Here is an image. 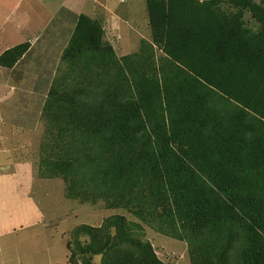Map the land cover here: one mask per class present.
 <instances>
[{"label": "trees", "instance_id": "trees-1", "mask_svg": "<svg viewBox=\"0 0 264 264\" xmlns=\"http://www.w3.org/2000/svg\"><path fill=\"white\" fill-rule=\"evenodd\" d=\"M144 3L150 40L121 56L101 18L77 16L33 175L184 240L190 264H264V0ZM29 46L3 51L0 66ZM140 227L79 224L67 262L83 250L82 264H164Z\"/></svg>", "mask_w": 264, "mask_h": 264}, {"label": "rangeland", "instance_id": "rangeland-1", "mask_svg": "<svg viewBox=\"0 0 264 264\" xmlns=\"http://www.w3.org/2000/svg\"><path fill=\"white\" fill-rule=\"evenodd\" d=\"M26 3L27 0H25L22 7H24ZM95 3L96 2L89 0L85 4V12H90L93 8L95 12L99 13L102 8H98L97 4ZM135 5L136 7H134L133 0H107L108 7L115 9L116 12L123 17H127L128 21L126 22L128 24H131L132 26L134 24L133 28L132 26L127 25L125 22H123L121 29L117 30L120 31L116 34V38L118 39V41L116 40L113 43V46L115 47L114 50L117 56H120L122 53H131L137 51L139 48L140 39L150 40L148 26L143 21V19H145L146 17L143 9L144 5H141V0H136ZM49 7L50 6H48V8ZM48 8H46V10L48 11V14L51 15V18H47L46 16V19L47 21H50V26H53V24L59 17L65 16L64 11L58 13L55 16L53 14V10H48ZM21 10L22 8L18 12H21ZM33 11V14L36 15V18L33 19V22H35L36 19H38L36 23L39 20H45V18H43V16L45 15V13H43L44 7L39 2H35ZM135 12L139 16L137 20L132 17ZM142 14L143 18L141 17ZM128 27H130V29H127ZM48 31H50V29ZM119 34L121 37L119 36ZM17 38L18 40H22L21 38L26 40V38L24 37ZM161 53L162 52L160 49H156L157 56H159ZM10 73V76H12L14 80H17L18 78L23 76L22 72L19 70H12ZM24 78L26 81H28L29 84L33 83L34 85L37 83V81L43 80V77L40 78V76H33L31 71L28 76L22 77V80ZM15 87L16 88L11 96H8V98L4 99L2 98L0 100V133L7 134L9 131L8 129H10V123L13 125H20L21 130H16V134L18 132H22L19 135L17 134V137L19 139V142H23L24 144H12L11 147L13 149H10V153H0V175L10 173L13 167L12 163L14 161L25 159L31 161L33 166H36L38 147L40 141L42 140L41 135L44 129L41 117V108L43 106V101L46 94L45 89L42 90V88H46V86L42 83L37 85V90L39 91L35 92L18 91V89H20L21 87ZM30 94H32V97L30 96ZM23 132L27 134V137ZM8 141L9 140H7L5 143L6 147L8 146ZM10 142L14 143L16 142V140H10ZM12 151L13 153L11 155ZM6 155H8V157ZM21 171L23 173L27 172L25 168H23ZM55 181H57V183L59 182L60 185H62V188H64L62 180L58 179ZM38 182L39 183L37 189H35L36 192L34 193L37 200L40 198H45V196L40 197L41 195L53 193L55 196L51 200L52 208L56 206L57 209V207L59 206V202L60 204L61 202H63L64 212L67 213L70 210V214L59 217L57 219V214H53V209H47L46 213H43V222H35L33 224L19 228L15 232L3 235L0 238V264H27V262L29 261V257H31L32 259H41L42 255L44 256V253L46 254L44 250L45 247H48L47 254L52 253V259H54L53 251L60 247H63L61 249V252L64 251L65 253H67V250L69 251L68 254H70L72 252V249L75 250L76 248L73 244H71L70 249H68L67 246L68 243L70 244V242H72L71 230L73 228L82 223L88 224L90 226H99L102 224L105 218L112 216H123L125 221H132L140 224L141 231L143 232V237L152 244V247L160 257V259L163 260L164 264H190L187 253L188 246L184 240L181 241L178 239H174L155 231L154 229L149 227V225L140 221L138 218L134 217L126 210L120 208L105 209L103 207L102 201H98L95 203H81L78 200H68L64 195L63 197H60V194L58 195V192H60L61 189V186L59 184L52 191H49L48 189L43 190L40 184L42 182ZM56 198L58 199L57 201ZM41 202L43 204L44 200H42ZM111 231L113 232L114 228H111ZM80 241L84 244L89 243L90 238L87 234H82L80 236ZM83 253V250L81 251V255L78 251H76L75 256L76 258H78L79 264L82 262ZM55 254L59 259L62 258V253H57L55 251ZM100 263L101 255H93L91 258V264ZM29 264H31V262H29ZM66 264H70V261Z\"/></svg>", "mask_w": 264, "mask_h": 264}, {"label": "crops", "instance_id": "crops-1", "mask_svg": "<svg viewBox=\"0 0 264 264\" xmlns=\"http://www.w3.org/2000/svg\"><path fill=\"white\" fill-rule=\"evenodd\" d=\"M36 1L44 7L43 13H45L43 16L45 20H39L37 23L36 21L38 19L33 22V19L36 18V15L33 14L34 4ZM88 1L27 0L26 5L22 7L25 0H0V54L6 49L19 43L27 41L30 44L27 52L12 68L0 66V100L2 98L4 99L8 98V96H11L16 88L15 86L21 87L18 89V91L35 92L39 91L37 90V85L42 83L46 86V88H42V90L45 89V92L47 91L53 79L59 74H62L67 68L61 57L65 47L68 44L78 15L83 13L91 17L101 18L103 20L105 38L108 39L112 45L114 41H118L116 34L120 31L117 30L121 29L123 22L132 26L126 22L128 21L127 17H123L117 13L115 9L107 6V0H90L96 2L95 4H97L98 8L101 7L102 10L98 13L92 8L90 12H85V4ZM133 2L134 7H136V0H133ZM141 5H144L143 9L145 12L144 0H141ZM48 6L50 7L48 8ZM21 8V12H18ZM46 8H48V10H53V14L55 16L58 13L64 11L65 16L59 17L53 26H50V21H47L46 16L49 18L51 15L48 14ZM132 17H134L136 20L139 18L136 12ZM141 17L143 18V14ZM143 21L147 25L146 17L143 19ZM49 29L50 31H48ZM127 29H130V27ZM17 37H24L26 40L23 38H21L22 40H18ZM127 53H122L121 55ZM12 70L21 71L23 76L17 80H14V78L10 76V72ZM30 71L32 72L33 76H40V78L43 77V80L37 81L35 85L33 83L29 84L25 78L22 80V77L28 76ZM30 96L32 97V94H30ZM18 129L21 130L20 125H13L10 123V129H8V133H0L1 154L6 152L10 153V149H13L11 147L12 144H24L23 142H19L17 136L22 132H18L17 135L16 130ZM25 136L27 137L26 133ZM7 140L9 141L7 143L8 146L6 147L5 143ZM10 140H16V142L12 143ZM12 153L13 151L11 152V155ZM6 156L8 157V155ZM12 165L13 167L10 173L0 175V238L3 235L15 232L21 227L33 224L35 222H43V213H46L47 209L52 208L51 200L55 195L53 193H48L46 195L40 196H45V198H40L37 200L34 193L36 192L35 189H37L39 183L38 181H41L44 184L43 185L40 183L43 190L48 189L49 191H52L58 184L60 185L59 182L57 183V181H55L57 179H37L33 175L32 162L29 160L23 159L14 161ZM23 168H25L27 172L23 173L21 171ZM60 186L61 189L60 192H58V195L60 194V197H63L64 188H62V185ZM42 200H44L43 204L41 202ZM57 200L58 199L56 198V201ZM52 209L53 214H57V219L70 214V210L67 213L64 212L63 202H61V204L59 202L57 209L56 206H54ZM62 248L63 247H60L53 251L54 259H52V253L47 254L48 247H45L44 250L46 254L44 253V256L42 255L41 259H32L29 257L27 264H29V262H31V264H66L68 251L66 250L67 253L63 251V253L61 252ZM55 251L57 253H62V258L59 259L56 256Z\"/></svg>", "mask_w": 264, "mask_h": 264}]
</instances>
